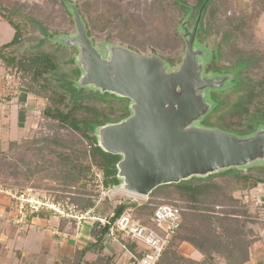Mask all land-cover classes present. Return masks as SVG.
Instances as JSON below:
<instances>
[{
	"label": "trees",
	"instance_id": "16d2710c",
	"mask_svg": "<svg viewBox=\"0 0 264 264\" xmlns=\"http://www.w3.org/2000/svg\"><path fill=\"white\" fill-rule=\"evenodd\" d=\"M205 1L199 0L198 5L194 7L188 5L186 0H177V3L188 12L197 9L193 16L196 21L199 9ZM211 3L212 0L206 5L203 17ZM0 14L17 31L14 38L1 47L0 58L7 67L16 69L22 85L29 93L47 100L43 115L44 119L50 122V131L46 134L26 139L22 143L12 141L8 152L0 150V171L7 175L9 173L8 176L23 178L35 187L61 190L62 194L57 196L58 200L67 197L71 192L74 194L72 201L78 203L82 209L91 208L95 205L96 196H92L86 189H80L78 184L84 180L92 182L94 168L102 172L106 188H113L122 183L118 176V163L122 155L110 153L99 145L98 129L108 123L127 118L130 112L116 116L112 107L107 110L90 104L87 101L89 99L84 96L85 87L78 88L75 85L81 77V69L78 66L73 70V75L76 74L78 78L74 81L67 80L68 85L74 88L73 96L62 90L61 84V90L53 86L50 78L55 76L59 69L57 59L48 52L18 53L16 48L23 43L25 37L22 23L12 16L11 9L2 4ZM80 14L82 16L81 10ZM203 17L197 38L200 37L199 31L204 29ZM230 33L231 31H227V37H230ZM213 52L215 59L219 55L215 54V50ZM247 64L249 61L240 57L237 67L233 68L235 74L231 84L233 88H239V94L237 100L226 104L220 119L214 122L219 128L209 125L205 127L217 128L239 136L254 134L264 127V83L248 80L245 86H242L244 81L241 76ZM220 69L216 68L215 71L220 72ZM231 70L227 68L226 73ZM60 75L66 78V74ZM99 93L102 102L108 96L128 99L110 92ZM212 98L216 101L215 107H212L215 110L221 105V101L216 98L215 92H212ZM128 101L130 105V100ZM221 124L224 128H221ZM229 128L230 131L225 130ZM10 153L14 158H8ZM261 185L264 186V177L233 167L208 176H193L180 182L162 184L149 195V200L145 203L118 204L112 218L135 208L137 219L142 223L155 225L152 217L157 207L163 204L176 206L181 210L180 227L157 264H217L214 253L219 254L226 264H247L252 256L251 246L261 239L250 225L261 221L264 229V221L261 220L260 212L251 211L245 193ZM236 192L242 193L237 197ZM108 232V225L95 221L91 232L95 241L88 244L79 254L82 256L93 245H102ZM184 243L195 247L203 255L202 260L185 256L180 250ZM128 245L132 250H136L134 242H129ZM138 256L142 257L143 252H139Z\"/></svg>",
	"mask_w": 264,
	"mask_h": 264
},
{
	"label": "rangeland",
	"instance_id": "374dc122",
	"mask_svg": "<svg viewBox=\"0 0 264 264\" xmlns=\"http://www.w3.org/2000/svg\"><path fill=\"white\" fill-rule=\"evenodd\" d=\"M186 1L193 7L199 2V0ZM39 2L38 5L25 4L28 7L23 10L24 14H12L22 23L21 28L25 36L23 43L16 49L18 53L48 52L52 54L59 62V69L50 80L53 82V86L60 90L61 84L62 90L71 93L72 96L75 93L74 88L68 85L67 80L74 81L78 78L76 74L73 75V70L77 66L81 69L78 61L80 51L77 46L59 40L62 35L77 34L74 11L68 4L74 3L79 12L82 11L83 20L90 31L89 36L93 40L94 46L104 57L108 55L111 47L122 46L146 56L161 57L166 62L168 71L177 70L186 56L187 40L182 33V26L186 23L189 30H192L195 23L193 16L197 12V9L188 12L177 3V0H40ZM242 2L240 0L238 2L237 0H212L209 5L203 17L204 29L199 31L200 37L196 39L198 49L203 52V55L197 54L198 62L204 64L202 76L213 78L216 75L219 77L234 75L233 68L236 66L237 60L244 57L249 61V64L241 76L244 81L242 86H245L248 80L264 83V27L260 22L263 8L259 2H251L247 7H244ZM102 27L104 29L99 30ZM227 31H231L230 37H227ZM214 50L215 54L219 55L215 59L212 55ZM216 68H221V71H215ZM227 68L232 70L226 73ZM60 74H66V78ZM11 75L13 76L12 83H16L17 94H24L27 97V102H24L27 111L19 114L21 120L18 124L17 121L10 122V134L4 135L7 126L0 128L1 132L6 129L3 133L4 136L1 135L0 139V150L4 152L10 150L12 141L22 143L26 139H32L50 131L48 125L50 122L48 123L43 115L47 100L29 93L22 85L20 75L15 68H11ZM233 77L227 79L226 83L220 85L219 88L206 90L205 100H211L209 104L214 108L216 101L212 98V92H215L221 105L215 110L212 108L208 112L209 114L207 113L202 119L195 122L197 127L217 126L214 122L220 119V114L223 113L226 104L237 100L239 88L232 87ZM75 85L78 88L81 87L78 84ZM75 85L73 84L74 87ZM85 89L84 96L89 99L86 100L90 104L104 107L107 110L112 107L116 116L126 114L128 111L131 113L128 99L108 96L104 97L102 102L99 97V95L101 96L100 91L98 92L93 87H85ZM19 99L21 100L22 97ZM104 101L106 102L104 103ZM220 126L224 128L222 124ZM225 130L230 131V128ZM8 158H14L13 154L10 153ZM240 168L245 172L264 177V160L254 161ZM93 170L92 182L81 181L78 187L86 189L92 193V196H96L95 205L91 207L94 209V214L109 217L114 214L118 204L123 202L142 204L149 200V196L139 195L125 189L123 181L121 185L113 188L102 187L99 181L102 172L95 168ZM8 175L0 171V195L2 198L6 197L3 203L0 197V207L3 205L5 208L0 213V222L5 219L7 227L10 229H15V227L20 229L24 225L15 224L16 200L5 191H13L15 194L16 192H28L35 197L46 196L56 202H68L70 205H75L79 212L89 209H82L78 203L72 201L71 197L74 194L71 192L67 197L58 200L57 196L62 194L61 190L44 186L35 187L23 178ZM221 179L225 180L226 178ZM241 193L236 192L235 196L238 197ZM134 209H128V211L136 218ZM251 211L259 212L254 209ZM261 220L264 221L262 217ZM88 221L94 222L92 219H88ZM250 227L259 234L260 240H262L264 229L261 221L254 225L251 224ZM259 241L251 246L252 254L255 250L254 246ZM2 245L3 243L0 242V246ZM1 249L0 247V251ZM180 250L185 256L194 260L203 258V255L189 243H184ZM214 257L217 264H226L219 254L214 253Z\"/></svg>",
	"mask_w": 264,
	"mask_h": 264
},
{
	"label": "water",
	"instance_id": "95a60500",
	"mask_svg": "<svg viewBox=\"0 0 264 264\" xmlns=\"http://www.w3.org/2000/svg\"><path fill=\"white\" fill-rule=\"evenodd\" d=\"M199 9L187 40L186 56L177 70L168 71L159 56H146L122 46H113L106 57L94 46L76 4H68L75 16L77 34L59 40L79 48L81 87H93L130 100V115L98 129L99 145L121 154L119 178L130 192L149 196L158 186L193 176H208L233 167L264 160V127L239 136L212 127H197L213 107L206 90L219 88L233 75L202 76L203 52L196 44L203 12Z\"/></svg>",
	"mask_w": 264,
	"mask_h": 264
},
{
	"label": "crops",
	"instance_id": "0c3cea01",
	"mask_svg": "<svg viewBox=\"0 0 264 264\" xmlns=\"http://www.w3.org/2000/svg\"><path fill=\"white\" fill-rule=\"evenodd\" d=\"M39 1L0 0V4L19 15L24 14L23 10L28 7L25 4L38 5ZM240 1H244L242 2L244 7L254 1L262 5L260 22L264 27V0ZM11 25L0 14V49L10 42L17 32ZM12 77L11 68L0 58V128L7 126L4 135L11 133L10 122L17 121L18 124L21 120L19 114L27 111L24 107L27 97L24 94H17L16 83H12ZM4 130L0 131V139ZM0 197L3 203L6 197H3L4 199L1 195ZM4 210V206L1 205L0 213ZM27 221L22 229L8 228L5 219L0 222V242L3 243L0 246L2 248L0 264H137V260L129 251L123 249L121 243L107 237L102 245H93L81 256L79 252L95 241L91 233L94 222L86 220L78 228L74 219L63 218L47 211L30 216ZM254 249L247 264H264V237Z\"/></svg>",
	"mask_w": 264,
	"mask_h": 264
},
{
	"label": "built area",
	"instance_id": "2783aa9c",
	"mask_svg": "<svg viewBox=\"0 0 264 264\" xmlns=\"http://www.w3.org/2000/svg\"><path fill=\"white\" fill-rule=\"evenodd\" d=\"M102 175V174H101ZM100 175V182L104 186L103 178ZM8 195L16 200V225H26L30 216L43 211L51 212L63 218L74 219L78 228L88 220L99 221L102 225L109 226L107 238L114 242L121 243L124 250L131 253L132 257L137 260V264H157L165 248L170 244L181 223L180 208L163 204L154 211L152 221L155 225L142 223L136 219L127 210L117 218L102 217L94 214V209L89 208L84 212H79L75 205L68 202H56L49 197H35L28 192L5 191ZM248 205L259 210L262 219H264V186L261 185L245 195ZM134 242L136 250H131L128 243ZM143 252L139 257L138 253Z\"/></svg>",
	"mask_w": 264,
	"mask_h": 264
}]
</instances>
